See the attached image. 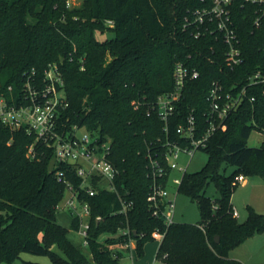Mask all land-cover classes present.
I'll return each instance as SVG.
<instances>
[{
  "label": "trees",
  "instance_id": "16d2710c",
  "mask_svg": "<svg viewBox=\"0 0 264 264\" xmlns=\"http://www.w3.org/2000/svg\"><path fill=\"white\" fill-rule=\"evenodd\" d=\"M211 2L82 0L69 7L66 0H0V90L7 92L12 85L19 98L25 81H42L49 64L57 63L69 102L66 118L111 139L118 192L101 190L87 196L93 216L88 250L95 264H122L123 252L110 244L124 237L103 236L124 226L132 235L138 233L140 256L147 241L155 239L153 232H164L158 255L169 264H244L229 251L264 231V213L248 204L247 217L240 221L232 203L238 175L264 178V83L248 87L226 128L215 131L202 148L209 154L206 164L183 175L179 190L197 201L201 220L167 225L150 209L154 172L162 183L167 178L159 177L151 160L169 171L165 142H183L177 127L190 112L198 126L196 137L206 131L212 82L220 80L229 90L231 83L242 84L250 73L264 68V22L259 27L253 23L252 5L237 4L234 12L245 56L234 69L226 64L221 40L213 34L197 38L193 28L184 26L195 9ZM106 30H113L114 36L97 37ZM178 61L196 66L200 76L187 84L165 129L154 105L159 95L174 88ZM255 129L263 135L258 146L247 143ZM33 141L24 129L0 122V263L15 264L29 252L50 254L59 264H82L86 252L71 241L68 228L57 218L65 185L51 163L53 150L38 151L32 159L27 152ZM210 182L219 193L216 197L205 193ZM119 194L134 202L127 215L117 212ZM72 226L80 228L78 217H73ZM54 243L66 251V259L51 248Z\"/></svg>",
  "mask_w": 264,
  "mask_h": 264
},
{
  "label": "built area",
  "instance_id": "2783aa9c",
  "mask_svg": "<svg viewBox=\"0 0 264 264\" xmlns=\"http://www.w3.org/2000/svg\"><path fill=\"white\" fill-rule=\"evenodd\" d=\"M67 6L72 7V0H66ZM237 4H250L253 6V23L261 26L264 22V0H212L211 4L197 8L191 16L185 19L184 26L194 29L193 34L199 38L207 34L215 35L226 47V64L234 69L244 60L243 43L238 25L235 22L234 12ZM200 71L196 66L185 61H178L173 69L174 88L159 95L154 107L161 119L165 122V129L170 117L177 111L178 102L184 98L187 84L199 78ZM264 83V68L250 73L242 84L233 82L230 89H225V83L214 80L207 94L208 108L205 112L208 126L201 136L196 137L198 126L195 114L190 112L185 122L179 124L177 133L183 142L167 140L165 142L164 159L167 163L166 171L157 159L152 164L159 177L167 176L166 182L157 180L155 172L154 181L148 195L151 212L154 216L163 217L165 223H174L176 198H172L168 190L171 181L178 186L182 178H172V171L179 169L187 172V166L178 165L175 160L181 153L192 157L197 149L206 147L210 137L218 129L226 128V120L243 102L250 86ZM64 78L57 63H50L45 70L42 81L28 79L19 92V98L14 95L12 85L7 92L0 90V122L11 129H24L33 135L34 141L30 144L27 155L37 157V153L44 154L47 149L53 150L52 164L57 167V180L65 185L64 196L58 203V209H68L73 217L79 218V231L84 239V245H89V229L92 221V207L87 196H95L101 190L117 191L116 177L118 168L111 158L112 142L99 131L88 129L84 125L72 123L66 118L65 109L69 102L66 99ZM254 99V96L251 97ZM85 131L81 134V129ZM39 151V152H38ZM75 178L79 180L75 182ZM246 180L240 174L234 180L239 185ZM120 207L117 212L127 215L133 208L134 202L126 196L119 194ZM233 215L239 217L236 208ZM100 216H97L99 219ZM120 228L118 233H107L124 237V240L110 247L115 251L124 248L133 252L137 249L136 235H132L129 226ZM144 233H141L143 236ZM160 230L153 232L155 239L164 237ZM129 264V263H128Z\"/></svg>",
  "mask_w": 264,
  "mask_h": 264
},
{
  "label": "rangeland",
  "instance_id": "374dc122",
  "mask_svg": "<svg viewBox=\"0 0 264 264\" xmlns=\"http://www.w3.org/2000/svg\"><path fill=\"white\" fill-rule=\"evenodd\" d=\"M82 0H72L73 5H79ZM114 31L113 30H106L105 32H98L97 37L100 39H105L114 36ZM85 129H81L79 133H83ZM262 133L258 130H253L250 137L247 139V143L252 146H258L261 144L262 141ZM209 157V154L204 150V149H197L192 157H190L186 153H181V155L176 158L175 160L178 162V165H183L187 166V172H195L200 170L207 162ZM232 166L228 165L227 166V171L232 170ZM184 175V171H181L179 169H174L172 171V178H182ZM256 176V175H255ZM250 181H254L255 179H262L260 176L252 177L248 176ZM242 185L241 183L238 185V187L235 189L233 193V200L235 204H241L242 200H245L246 195L242 191ZM168 190L170 192V195L172 198H176V208L174 212V220L175 222H189V223H198L201 220V213L198 207V203L196 200H193L190 196L185 194L184 192L179 190V186L173 182L171 179L169 185H168ZM206 195H209L211 197H216L219 195L218 191L216 190V186L213 182H210L209 185L206 187L205 190ZM240 207V216L239 220L243 221L247 217V203L244 205H239ZM57 218L58 221L65 227L68 228V236L71 239V241L83 247L84 251L86 252L88 259L82 264H95V261L93 260L92 255L90 254L88 247L84 245V239L82 237V234L80 233L79 229H74L72 228V219L73 216L68 211V209H58L57 212ZM260 233V232H259ZM107 235H104L106 237ZM255 241L250 240L252 243L250 249L253 250L255 249H261L263 247L264 251V236H261L260 241L256 240ZM162 241V238L160 239H152L147 241V243L144 246V254L140 256L138 253L137 249L134 250L133 255H134V260L132 259L130 251L121 248L123 252V258L121 260L122 264H169L166 262L161 256L158 255V250L160 247V243ZM246 241V240H245ZM263 242V243H262ZM246 242H243L239 244L238 246H235L229 251V254L233 257L237 256H242L241 254L249 255L248 261H243L245 264H264V258H260L254 253H249L247 248H244V245ZM56 254H58L62 258H67L68 255L66 251L58 244L54 243L51 247ZM117 248V247H115ZM114 248V250H115ZM246 252V253H245ZM26 260L30 261H38L44 264H59L56 262L50 254L46 255H38V254H32L29 252H23L21 254V258H18L15 261V264H28L26 263ZM242 262V260H239ZM3 264V263H0Z\"/></svg>",
  "mask_w": 264,
  "mask_h": 264
},
{
  "label": "crops",
  "instance_id": "0c3cea01",
  "mask_svg": "<svg viewBox=\"0 0 264 264\" xmlns=\"http://www.w3.org/2000/svg\"><path fill=\"white\" fill-rule=\"evenodd\" d=\"M252 177H256V176H252ZM248 178L249 177L246 176V180L241 183V185L243 187L242 191L246 195L245 200H242V202H240L241 204H235V202L233 200V196H232V203L234 205V208H236L238 210L239 216H240V210H239L240 206L239 205H242V204L244 205L245 203H247V205L248 204L252 205L257 211L264 213V178L262 177V179L261 178L255 179L254 181H250ZM261 236H264V231L260 232V233H256L253 236L247 238L246 241H244V242H246V244L244 245V248H247L249 253H251V254L254 253L257 256H259L260 258H264L263 247L261 249L257 248L255 250H253V252H251L252 250L250 249V247L252 245V243H250L251 242L250 240H252V238H253V240L255 241V238H257L256 240L260 241ZM241 255L242 256L233 257L229 254V256L231 258L237 259V260H242V262L245 260L248 261V259H250L248 254L245 255L243 253Z\"/></svg>",
  "mask_w": 264,
  "mask_h": 264
},
{
  "label": "water",
  "instance_id": "95a60500",
  "mask_svg": "<svg viewBox=\"0 0 264 264\" xmlns=\"http://www.w3.org/2000/svg\"><path fill=\"white\" fill-rule=\"evenodd\" d=\"M134 234H135V235L137 234L136 231H134Z\"/></svg>",
  "mask_w": 264,
  "mask_h": 264
}]
</instances>
